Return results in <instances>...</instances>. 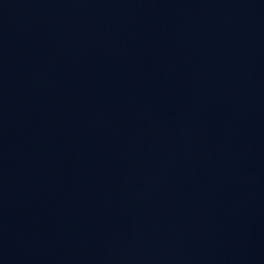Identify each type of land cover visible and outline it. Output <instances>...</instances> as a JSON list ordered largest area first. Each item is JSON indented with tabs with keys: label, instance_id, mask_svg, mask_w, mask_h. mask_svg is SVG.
Listing matches in <instances>:
<instances>
[{
	"label": "water",
	"instance_id": "obj_1",
	"mask_svg": "<svg viewBox=\"0 0 264 264\" xmlns=\"http://www.w3.org/2000/svg\"><path fill=\"white\" fill-rule=\"evenodd\" d=\"M0 264H264V0H0Z\"/></svg>",
	"mask_w": 264,
	"mask_h": 264
}]
</instances>
